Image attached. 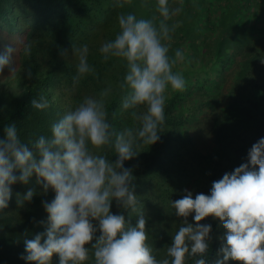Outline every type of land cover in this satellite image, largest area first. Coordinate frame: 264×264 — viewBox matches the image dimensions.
I'll list each match as a JSON object with an SVG mask.
<instances>
[{"label": "trees", "instance_id": "obj_1", "mask_svg": "<svg viewBox=\"0 0 264 264\" xmlns=\"http://www.w3.org/2000/svg\"><path fill=\"white\" fill-rule=\"evenodd\" d=\"M154 4L155 0H124L122 7L115 0H0V52L16 42L13 67L21 86L18 91L0 92V137L5 124L13 121L25 142L49 135L51 123L60 115L83 96L104 88L110 89L105 102L113 126L131 125L127 112L120 109L125 62L115 57L105 61L98 49L119 30L116 18L121 12H134L138 18L155 16L158 23ZM177 5L182 11L167 21L176 27L165 43L170 55L176 48L184 50V60L173 70L183 74L186 86L166 91L160 139L143 145L137 157L124 161L133 170L138 208L144 212L148 243L158 258L179 224L171 199L182 197L183 189L191 190L193 196L207 194L211 182L244 162L247 149L264 136V0H173V6ZM23 42L31 43L29 56L22 52ZM73 43L89 45L88 59L94 68L76 86L72 84ZM64 49L67 57L60 54ZM15 73L5 66L0 85ZM40 95L49 100V108L43 111L29 103ZM203 134H209L203 140L210 141L206 150L199 142ZM102 154L115 159L107 147ZM29 187L36 194L18 207L16 193L23 194ZM11 188L8 206L0 212V264H35L20 258L24 237L44 230L46 224L38 223L47 217L41 201H50L54 192L51 188L43 192L35 174L28 184L16 182ZM111 210L123 211L126 219L136 222L135 213L129 217L115 201ZM188 219L192 222L191 215ZM204 222L213 225L205 258L206 264H212L225 229L211 216L200 221ZM52 264H58L57 254ZM187 264H192L191 258ZM229 264L240 262L230 260Z\"/></svg>", "mask_w": 264, "mask_h": 264}, {"label": "clouds", "instance_id": "obj_2", "mask_svg": "<svg viewBox=\"0 0 264 264\" xmlns=\"http://www.w3.org/2000/svg\"><path fill=\"white\" fill-rule=\"evenodd\" d=\"M115 2L122 7L124 0ZM154 7L158 23L155 16L119 13V30L98 49L105 61L115 57L125 62L119 84L125 90L120 109L127 112L131 125L117 129L109 120L105 102L109 88L83 96L51 123L49 135L25 142L14 121L5 124L0 137V212L8 206L11 185L28 184L34 174L43 192L49 188L54 192L50 201H41L47 217L38 223L46 227L32 238L24 237V252L20 253L24 261L52 264L53 254H57L58 264H187L190 258L192 264H206L213 225L200 221L211 216L225 229L212 264H229L230 260L264 264V136L247 149L244 162L211 182L207 194L193 196L191 190L183 189L182 197L171 199L179 224L162 256L158 258L148 243L135 176L124 161L137 157L143 145L151 146L160 139L166 91H181L186 86L183 74L173 70L184 60V50L176 48L170 55L165 43L176 27L167 21L182 8L173 6V0H155ZM22 52L31 54L30 42L22 43ZM13 53H17L16 42L15 47L5 45L0 52V72L8 66L10 74L15 73ZM60 54L69 55L67 49ZM88 57L87 43L72 44L73 86L94 71ZM25 71L31 77V71ZM29 103L36 110L49 108L44 95ZM105 147L115 159L102 154ZM35 194L33 187L23 194L17 192V206L23 207ZM113 201L129 217L135 213L136 222L126 219L123 211L114 213Z\"/></svg>", "mask_w": 264, "mask_h": 264}, {"label": "rangeland", "instance_id": "obj_3", "mask_svg": "<svg viewBox=\"0 0 264 264\" xmlns=\"http://www.w3.org/2000/svg\"><path fill=\"white\" fill-rule=\"evenodd\" d=\"M16 76H19V73L17 74L15 73V75L10 77V79L7 82L2 83L0 85V92L2 91L14 92V91H18L19 89H21V86L19 85V81ZM208 136L209 134H203L199 139L200 144H202L201 145L202 148L205 150L209 146L210 141L206 143V142H203V140H205Z\"/></svg>", "mask_w": 264, "mask_h": 264}]
</instances>
